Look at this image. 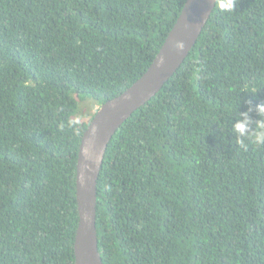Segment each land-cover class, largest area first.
<instances>
[{
	"label": "trees",
	"instance_id": "obj_1",
	"mask_svg": "<svg viewBox=\"0 0 264 264\" xmlns=\"http://www.w3.org/2000/svg\"><path fill=\"white\" fill-rule=\"evenodd\" d=\"M185 1L0 0V264H75L83 133L146 71ZM246 101L264 103V0L227 12L217 0L107 146L104 264H264V146L239 147L231 128Z\"/></svg>",
	"mask_w": 264,
	"mask_h": 264
},
{
	"label": "water",
	"instance_id": "obj_2",
	"mask_svg": "<svg viewBox=\"0 0 264 264\" xmlns=\"http://www.w3.org/2000/svg\"><path fill=\"white\" fill-rule=\"evenodd\" d=\"M216 5L214 0H186L174 25L146 71L125 91L100 105L83 133L76 163L78 225L75 264H104L96 231L97 179L109 142L127 119L146 104L182 65ZM185 45L177 53L174 43Z\"/></svg>",
	"mask_w": 264,
	"mask_h": 264
},
{
	"label": "clouds",
	"instance_id": "obj_3",
	"mask_svg": "<svg viewBox=\"0 0 264 264\" xmlns=\"http://www.w3.org/2000/svg\"><path fill=\"white\" fill-rule=\"evenodd\" d=\"M217 2V0H214ZM219 8L222 11H231L234 9V0H218ZM185 45L182 41L174 43V48L177 53L183 51ZM239 103V102H238ZM247 110L237 112L235 109V123L231 126L232 135L236 137V144L239 147L247 148L245 141L247 140L252 145L257 147L264 146V103L252 105L250 101L245 102ZM237 108V107H236ZM254 113L256 119L253 120L251 115Z\"/></svg>",
	"mask_w": 264,
	"mask_h": 264
}]
</instances>
